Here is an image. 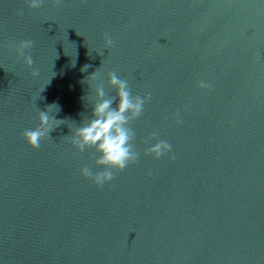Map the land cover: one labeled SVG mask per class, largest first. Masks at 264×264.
I'll return each mask as SVG.
<instances>
[{"label": "water", "instance_id": "1", "mask_svg": "<svg viewBox=\"0 0 264 264\" xmlns=\"http://www.w3.org/2000/svg\"><path fill=\"white\" fill-rule=\"evenodd\" d=\"M25 39L31 69L7 48ZM96 70L107 95L109 71L150 94L139 159L101 188L67 137ZM53 104L64 123L34 150L21 133ZM153 131L173 161L144 155ZM0 264H264V0H0Z\"/></svg>", "mask_w": 264, "mask_h": 264}, {"label": "clouds", "instance_id": "2", "mask_svg": "<svg viewBox=\"0 0 264 264\" xmlns=\"http://www.w3.org/2000/svg\"><path fill=\"white\" fill-rule=\"evenodd\" d=\"M44 2L45 0H24L29 9H39ZM51 2L59 4L60 0H51ZM15 15L22 16L23 10H17ZM33 44L34 41L31 39H25L19 43L10 41L7 48L9 53H14L17 59L23 60V65L26 68L31 69L34 61L28 53ZM113 45V37L105 34L103 49H110ZM88 67L89 65L86 64L80 71L86 72ZM30 75L36 78L40 72L38 69L32 70ZM99 79L100 73L96 70L82 81L86 82L89 88L84 99L92 105V118L79 126L70 127L73 131L70 136H67L69 143L77 153H83L86 149L94 150L95 166L102 170L94 173L90 167L83 166L79 169V174L90 180L97 188L110 183L114 179L115 171L122 172L139 159L140 154L134 145L135 134L130 124L141 116L145 104L150 100V94L133 95L128 80L120 78L114 71L107 73V84L115 91V97L106 94L103 83H97ZM197 87L202 90H210L212 85L209 81L201 79ZM117 100L118 103L113 107L114 101ZM189 107V105H185V110H188ZM53 111H59L58 105H49L46 111H38L36 126L21 133L23 140L32 149H38L41 141L46 137L49 138V132L55 126L64 123L50 115ZM172 117L177 125L182 123L180 111L172 113ZM157 135L158 133L153 131L143 140L145 145H150L146 148L144 155L151 156L154 160H159L167 155L169 161H173L175 155L172 145L165 139H156ZM154 140L155 142L151 143ZM146 175L151 177V170Z\"/></svg>", "mask_w": 264, "mask_h": 264}]
</instances>
